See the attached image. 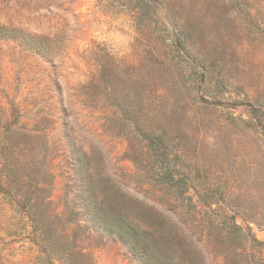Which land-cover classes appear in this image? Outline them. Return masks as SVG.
<instances>
[{
	"label": "rangeland",
	"instance_id": "374dc122",
	"mask_svg": "<svg viewBox=\"0 0 264 264\" xmlns=\"http://www.w3.org/2000/svg\"><path fill=\"white\" fill-rule=\"evenodd\" d=\"M88 173L264 264V0H0V264H142Z\"/></svg>",
	"mask_w": 264,
	"mask_h": 264
},
{
	"label": "trees",
	"instance_id": "16d2710c",
	"mask_svg": "<svg viewBox=\"0 0 264 264\" xmlns=\"http://www.w3.org/2000/svg\"><path fill=\"white\" fill-rule=\"evenodd\" d=\"M93 184L92 174L88 173L84 188L92 220L99 221L101 229L129 247L142 264H205L201 252H206L195 232L203 220L193 216L186 222L175 219L174 224L148 207L131 213V204L124 198L108 195L97 200ZM206 215L209 224L217 222L218 216L213 211ZM220 219L227 218L220 216ZM230 227L241 230L235 222Z\"/></svg>",
	"mask_w": 264,
	"mask_h": 264
}]
</instances>
